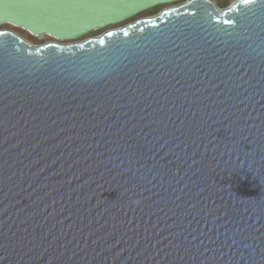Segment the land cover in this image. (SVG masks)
Here are the masks:
<instances>
[{
	"label": "water",
	"instance_id": "1",
	"mask_svg": "<svg viewBox=\"0 0 264 264\" xmlns=\"http://www.w3.org/2000/svg\"><path fill=\"white\" fill-rule=\"evenodd\" d=\"M5 25L55 41L0 30V264H264V0H0Z\"/></svg>",
	"mask_w": 264,
	"mask_h": 264
},
{
	"label": "rangeland",
	"instance_id": "2",
	"mask_svg": "<svg viewBox=\"0 0 264 264\" xmlns=\"http://www.w3.org/2000/svg\"><path fill=\"white\" fill-rule=\"evenodd\" d=\"M214 1L217 5H219L220 3H223L224 0H212ZM236 0H229V3H228V6H230L233 2H235ZM227 6V7H228ZM226 7V8H227ZM161 9L153 14V15H145L144 14H141L140 16H138L137 18H135L134 20H131L130 22L128 23H131L137 19H140V18H145V17H150V16H154V15H157L159 12H161L165 7H160ZM124 25V24H123ZM122 26V25H121ZM119 26V27H121ZM0 30H10L12 32H15L16 34H18L19 36H21L24 40H26L27 42H29L30 44L32 45H42V44H45V43H49V42H53L55 40L49 38V37H43L42 39H39V38H35L33 36H31L29 33L23 31V30H20V29H17V28H14L12 26H8V25H5V26H1L0 27ZM104 31H97V32H94L90 35V37H96V36H99L100 34H102Z\"/></svg>",
	"mask_w": 264,
	"mask_h": 264
},
{
	"label": "trees",
	"instance_id": "3",
	"mask_svg": "<svg viewBox=\"0 0 264 264\" xmlns=\"http://www.w3.org/2000/svg\"><path fill=\"white\" fill-rule=\"evenodd\" d=\"M228 3H229V0H224V2L223 3H220L219 5H218V7H220V8H226L227 6H228ZM161 8H156V9H154V10H151V11H149V12H146L145 14L147 15H153V14H155V13H157L159 10H160ZM144 14V15H145Z\"/></svg>",
	"mask_w": 264,
	"mask_h": 264
},
{
	"label": "snow or ice",
	"instance_id": "4",
	"mask_svg": "<svg viewBox=\"0 0 264 264\" xmlns=\"http://www.w3.org/2000/svg\"><path fill=\"white\" fill-rule=\"evenodd\" d=\"M255 2H256V0H243L244 4H253ZM193 14H195V13H193ZM230 22L234 23V21H230ZM0 35H4V33H0ZM0 47H3V43L2 42H0Z\"/></svg>",
	"mask_w": 264,
	"mask_h": 264
}]
</instances>
